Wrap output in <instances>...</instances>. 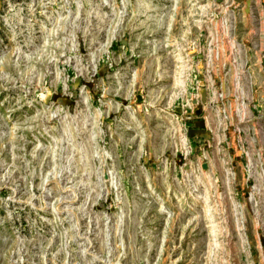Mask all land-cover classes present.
Returning a JSON list of instances; mask_svg holds the SVG:
<instances>
[{"label": "rangeland", "instance_id": "1", "mask_svg": "<svg viewBox=\"0 0 264 264\" xmlns=\"http://www.w3.org/2000/svg\"><path fill=\"white\" fill-rule=\"evenodd\" d=\"M0 264H264V0H0Z\"/></svg>", "mask_w": 264, "mask_h": 264}]
</instances>
